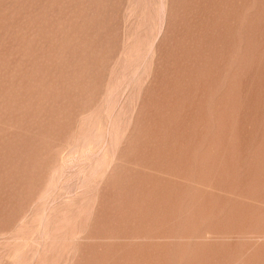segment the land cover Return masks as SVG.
I'll return each mask as SVG.
<instances>
[{
  "label": "rangeland",
  "instance_id": "rangeland-1",
  "mask_svg": "<svg viewBox=\"0 0 264 264\" xmlns=\"http://www.w3.org/2000/svg\"><path fill=\"white\" fill-rule=\"evenodd\" d=\"M0 264H264V0H0Z\"/></svg>",
  "mask_w": 264,
  "mask_h": 264
}]
</instances>
